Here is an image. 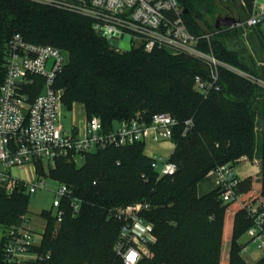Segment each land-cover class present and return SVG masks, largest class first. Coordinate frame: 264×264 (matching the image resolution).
<instances>
[{
	"label": "trees",
	"instance_id": "1",
	"mask_svg": "<svg viewBox=\"0 0 264 264\" xmlns=\"http://www.w3.org/2000/svg\"><path fill=\"white\" fill-rule=\"evenodd\" d=\"M253 1L179 0L187 9L182 15L189 30L199 37V48L223 63L216 85L205 95L195 87L196 75L208 78L211 73L202 58L166 49L121 51L98 34L86 16L30 0H0V84L9 41L20 33L27 41L51 44L66 53L56 79L65 108L81 104L88 118L99 116L106 128L137 113L149 119L165 111L177 120L169 156L178 166L173 174L159 175L144 151L145 141L96 149L86 153L81 164L56 161L49 177L69 185L81 207L75 212L63 199L59 222L52 210L42 211L47 224L38 247L44 257L38 264H124L114 251L121 224L111 210L135 202L148 203L142 215L153 223L157 237L151 247L155 257L138 264H219L230 206L236 213L228 264H251L240 253L244 244L238 243L253 224L246 210L223 202L218 187L200 196L197 186L217 166H235L246 156L260 161L261 186L253 198H264V24L243 23ZM221 15L240 18L241 23L217 28L215 20ZM41 161L36 160V170L46 175ZM252 183L241 180L239 190L248 192ZM29 199L25 185L8 193L0 184V227L28 214Z\"/></svg>",
	"mask_w": 264,
	"mask_h": 264
},
{
	"label": "built area",
	"instance_id": "2",
	"mask_svg": "<svg viewBox=\"0 0 264 264\" xmlns=\"http://www.w3.org/2000/svg\"><path fill=\"white\" fill-rule=\"evenodd\" d=\"M30 1L88 17L93 29L108 41L122 40L130 35L131 48L141 47L148 52L166 49L173 54L202 58L210 66L211 73L208 78L196 75L195 87L206 95L216 85L218 65L223 63L212 52L199 48V37L189 30L179 0ZM243 23L248 26L264 24V4L259 5L255 0L251 15ZM66 61L67 55L62 49L27 41L20 33H15L9 41L6 75L0 84V184L8 193L21 184L29 193L47 187L46 175L36 170L38 159L54 168L56 161L62 158L81 164L86 153L108 145L121 147L137 141H173L177 120L165 111L155 112L149 119L137 113L109 128L94 115L85 118L83 132L67 130L62 122V92L56 85ZM186 124L187 129L191 119ZM151 157L160 176L176 172L178 166L169 156L154 154ZM29 164L35 166V174L29 179L14 172V168ZM214 172L221 199L225 203H237L246 210L253 224L245 234L257 248L264 249L262 197L253 198L258 193L256 190L248 196L239 190L241 179L230 162L217 166ZM65 198L75 212L81 207V199L73 195L72 188L59 182L52 210L57 222L62 220L64 209L61 206ZM148 207V203L135 202L111 210V215L121 224L114 251L124 264H138L149 256L150 248L157 241L153 223L142 215L143 209ZM45 228L46 222L42 232H38L28 214L3 226L0 229V264H38L37 260L44 257L38 247Z\"/></svg>",
	"mask_w": 264,
	"mask_h": 264
},
{
	"label": "rangeland",
	"instance_id": "3",
	"mask_svg": "<svg viewBox=\"0 0 264 264\" xmlns=\"http://www.w3.org/2000/svg\"><path fill=\"white\" fill-rule=\"evenodd\" d=\"M254 3L255 0L253 1V6ZM257 3L259 5H262L264 4V0H257ZM62 107L64 108L62 110L63 111L62 121L65 124V126L69 128L72 124V121H74L72 116V111H68L67 108L63 106V104ZM77 109L80 111L79 116H83V111H82L83 106L78 105ZM41 166L45 169V174H46L45 179L47 180L48 183L47 187L39 188L37 191L30 193V199L27 206V211H28L27 213L31 218L33 226L38 232H42L45 226V222L47 224V218L46 217L43 218L41 213L44 209L54 210L53 198L55 196V190L59 187V182L49 177V176H53L52 175L53 171L51 169L52 167L49 168L47 166V163L43 161H41ZM57 166L58 164L56 163L55 167ZM14 172L23 178L29 179L35 174V166L34 164L20 166L18 168H14ZM260 186H261L260 183H257L253 189L259 192ZM235 213H236V209L231 206L228 207L227 210H225V220L221 235V243L219 247V264H228L230 260L232 237L235 228V223H234ZM57 231L58 229L54 230L55 233H57ZM238 243H241L242 247L243 244L247 243V248L241 249L240 253H242L244 259L248 263L252 264L255 262H260V264H264V259H263L264 249L257 248V245L255 243L249 241V238L246 234L243 233L238 238ZM155 254H156L155 250L153 248H150V254L149 256H147V258L152 259L155 257ZM75 255L76 257H81V251H77Z\"/></svg>",
	"mask_w": 264,
	"mask_h": 264
},
{
	"label": "crops",
	"instance_id": "4",
	"mask_svg": "<svg viewBox=\"0 0 264 264\" xmlns=\"http://www.w3.org/2000/svg\"><path fill=\"white\" fill-rule=\"evenodd\" d=\"M81 104H74L72 109H67L68 111H72L73 120L72 124L69 128L65 126L67 130H74L76 132H83L85 126V118L87 117L85 114L84 108L83 116H79V110L77 106ZM64 108H62L63 110ZM66 110V109H65ZM78 110V111H77ZM63 114V111H62ZM63 122V121H62ZM175 147V143L173 141H162V142H146L145 144V153L149 156L154 154H161L165 156H170L173 149ZM235 169L242 181L246 179H252V189L248 192H244L246 196L251 195L255 190L253 189L257 183H260V175H261V165L259 159L251 160L246 156H242L238 162L235 164ZM217 187V176L214 171H210L202 180L198 182V194L205 195L210 191L214 190ZM257 191V190H256ZM264 202V198H262Z\"/></svg>",
	"mask_w": 264,
	"mask_h": 264
},
{
	"label": "water",
	"instance_id": "5",
	"mask_svg": "<svg viewBox=\"0 0 264 264\" xmlns=\"http://www.w3.org/2000/svg\"><path fill=\"white\" fill-rule=\"evenodd\" d=\"M186 12L187 9H184ZM241 21L240 18H236L234 16L224 15V16H218L215 20V26L217 28L221 26H232L236 25ZM130 35H125L124 39L117 40V39H110L109 43L114 46H119L120 48L125 49L126 51L131 50V44H130Z\"/></svg>",
	"mask_w": 264,
	"mask_h": 264
},
{
	"label": "bare ground",
	"instance_id": "6",
	"mask_svg": "<svg viewBox=\"0 0 264 264\" xmlns=\"http://www.w3.org/2000/svg\"><path fill=\"white\" fill-rule=\"evenodd\" d=\"M78 111V110H77Z\"/></svg>",
	"mask_w": 264,
	"mask_h": 264
}]
</instances>
